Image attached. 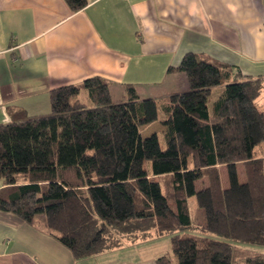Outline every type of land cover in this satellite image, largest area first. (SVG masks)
I'll return each instance as SVG.
<instances>
[{"label": "trees", "instance_id": "1", "mask_svg": "<svg viewBox=\"0 0 264 264\" xmlns=\"http://www.w3.org/2000/svg\"><path fill=\"white\" fill-rule=\"evenodd\" d=\"M65 2L73 13L88 5ZM169 72L189 90L163 108L132 85L117 99L96 77L52 90L50 115L0 125V212L42 223L76 260L169 236L175 262L156 264H264L254 248L264 247V77L193 53ZM154 124L166 149L142 134Z\"/></svg>", "mask_w": 264, "mask_h": 264}, {"label": "crops", "instance_id": "2", "mask_svg": "<svg viewBox=\"0 0 264 264\" xmlns=\"http://www.w3.org/2000/svg\"><path fill=\"white\" fill-rule=\"evenodd\" d=\"M189 53L264 77V0H88L78 13L65 0H0V125L48 116L52 90L96 77L117 99L132 85L166 107L189 90L184 73L169 72ZM152 246L76 260L42 223L0 212V264H156Z\"/></svg>", "mask_w": 264, "mask_h": 264}, {"label": "rangeland", "instance_id": "3", "mask_svg": "<svg viewBox=\"0 0 264 264\" xmlns=\"http://www.w3.org/2000/svg\"><path fill=\"white\" fill-rule=\"evenodd\" d=\"M221 91H223V90L220 89V88L213 91V94L210 97L211 103H213L215 100L218 99V97L221 94ZM257 105L260 107V109L262 111H264V94L257 101ZM160 115H161V117L163 116L161 112H160ZM160 128H162V126L160 124H157V125L155 124V126L153 128H147V127L144 128L142 130V134H143L144 137H147L148 134H149V132L157 133L158 136L160 137V140H161V147H162V149H166V143H165L164 135L161 132V129ZM259 150H260L261 154L264 156V144L259 147ZM146 168L147 169H151L152 168L151 163H147L146 164ZM241 172H242V170H241ZM240 179H241L242 182H244V180H245L244 174H241L240 175ZM1 187H2V183L0 182V188ZM196 206H197L196 199L195 198H192L190 200V209H191V212L194 214L195 219L204 221L203 212L201 210H199ZM193 208H195L197 210V212L200 214V217L202 216V219H200V217H198L196 215L197 212L196 211H193ZM41 217L42 216H39L38 218H41ZM201 221H199V222H201ZM145 243H147V244L153 243V245H154V246H152V248H154L153 250H155V246H156V249L157 250L159 249V251L161 253V255H160L161 257H167V258L171 259L172 262H175L174 255H173V251H172V247H171V238L169 236H163V237H160V238L149 239ZM133 246H136V245H133ZM254 248L256 250H258L259 252L264 253V247H254Z\"/></svg>", "mask_w": 264, "mask_h": 264}]
</instances>
